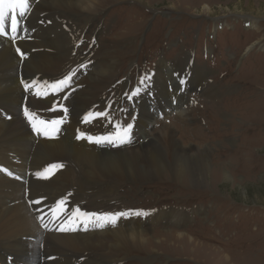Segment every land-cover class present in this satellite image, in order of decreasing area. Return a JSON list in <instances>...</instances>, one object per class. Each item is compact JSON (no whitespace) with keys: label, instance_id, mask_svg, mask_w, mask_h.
Wrapping results in <instances>:
<instances>
[{"label":"rangeland","instance_id":"rangeland-1","mask_svg":"<svg viewBox=\"0 0 264 264\" xmlns=\"http://www.w3.org/2000/svg\"><path fill=\"white\" fill-rule=\"evenodd\" d=\"M105 4L85 29L81 49L93 53L97 45L133 39L136 51L122 59L119 74L105 91L115 104L120 99L117 86L128 85L119 91L122 103L114 108L115 122L134 125L144 108V114L156 120H145L146 126L140 130L133 127L131 139L137 137V144H147L171 125L180 143L192 145V151L205 150L210 159L209 164L189 168L182 177L167 171L155 182L121 184L112 195L121 200L113 203H127L132 217L143 222L151 239L117 254L120 261L112 264H264V48H260L264 46V0H107ZM207 6L209 13L204 11ZM18 19L22 31L25 24ZM223 20L230 27L222 25ZM53 21L39 23L52 26ZM64 29L70 33L68 27ZM33 32H37L34 26ZM92 62L78 61L61 78L72 75L73 79L80 69L87 74L85 65ZM165 62L175 64V80L170 83L180 86L188 99L174 101V106L189 104L188 117L179 116L177 109L166 115L169 102L154 92L157 84L152 76ZM138 87L148 95L142 109L136 96L128 99ZM24 102L22 112L27 107L38 123V105L28 97ZM29 124L32 127V121ZM101 145L102 150L108 149L105 143ZM0 175L18 176L7 166H0ZM44 176L53 177L52 173ZM108 184L113 185L108 182L102 191L111 195ZM94 198L96 206L101 197L95 194ZM64 201L56 214H69ZM72 222L64 227L70 228ZM177 234L189 237L180 239ZM40 243L45 247V241ZM92 260L97 264L95 258L84 259L82 264H93Z\"/></svg>","mask_w":264,"mask_h":264},{"label":"bare ground","instance_id":"bare-ground-1","mask_svg":"<svg viewBox=\"0 0 264 264\" xmlns=\"http://www.w3.org/2000/svg\"><path fill=\"white\" fill-rule=\"evenodd\" d=\"M105 2L107 0H30V10L20 19L27 31L20 29L14 40L11 33L0 35V166H7L18 174L0 175V261H4L1 264H82L89 258H95L97 264L120 261L117 254L128 252L136 244L146 245L151 239L149 232L143 229V222L134 220L127 203H113L121 200L112 196L117 194L121 184L155 182L167 171L174 177H182L189 168L210 163L205 150L192 151V145L187 147L180 143L171 125L162 128L160 134H154L147 144L141 146L135 142L138 139L135 137L124 144L105 143L108 149L102 150L101 144L87 138L107 136L116 131L114 108L122 103L119 91L123 92L128 85L120 83L117 86V98L119 96L120 99H115V104L105 91L119 74L122 59L136 51L133 39L119 40L116 45H97L98 50L93 53L81 49L85 29L98 18L99 11L106 6ZM209 10L208 6L204 9L206 13ZM45 19L54 20L52 26L47 22L39 23ZM222 23L230 27L227 20ZM33 26L37 32H33ZM65 26L70 33L63 30ZM250 26L255 28L253 22ZM17 48L24 52V57L16 51ZM260 48L264 46L260 45ZM75 51L74 58L72 54ZM84 59L93 60L90 65H85L87 74L80 69L70 86L62 91L48 87L61 80L68 70L71 73L75 63ZM174 65L172 62L159 65L158 73L152 76L157 84L154 92L169 102L166 115L177 109L179 116L188 117L189 104L174 106V101L178 103L187 99L182 96L185 93L180 86L170 83L175 80ZM201 78L199 76L200 84H203ZM167 82L171 87L164 85ZM25 84H33L34 87L26 92ZM37 91L41 94L37 95ZM140 93L135 100L140 101L142 109L148 95L145 89ZM26 97L38 105L40 120L62 121L58 125H43L49 135L43 132L35 135L30 127L31 121L21 110ZM63 108H67V113ZM98 112L108 115L88 116ZM144 112L143 108L134 123L135 129L146 126L145 120H156ZM85 117H88L87 121ZM82 132L85 134L83 138L80 136ZM51 165L59 167L45 172ZM46 173H52L53 177L45 178ZM108 182L113 184H108L111 195L102 191ZM95 194L102 199L96 206ZM108 197H111V202ZM62 199L67 202L69 214L54 215V205ZM74 199L86 204L77 205ZM120 206L122 208L118 209ZM42 207H45L44 211L39 209ZM75 208L89 213L125 212L129 215L120 217L115 225L107 223L100 228L96 226L97 221L91 220L85 227V218L73 215ZM40 217L45 220L43 223ZM71 222L70 229L75 230H59ZM177 235L180 239L189 237ZM41 241H45V247H40ZM190 242L194 240L191 238ZM103 249L107 251L104 253ZM91 262L94 264L93 260Z\"/></svg>","mask_w":264,"mask_h":264},{"label":"snow or ice","instance_id":"snow-or-ice-1","mask_svg":"<svg viewBox=\"0 0 264 264\" xmlns=\"http://www.w3.org/2000/svg\"><path fill=\"white\" fill-rule=\"evenodd\" d=\"M30 0H0V35L8 36L9 35V29L12 34L11 38L14 40L16 39V34L20 30V24L18 17H25L28 11L30 10ZM24 31H27L26 28L23 29ZM16 51L20 54L21 57H24L25 54L21 49L17 48ZM145 79H148V77H145ZM145 79L141 80V84H144ZM72 81V75H66L63 79L56 81L54 84L48 86L51 87L53 91H62L64 88L69 87ZM26 89L34 87L33 84H25L24 85ZM47 86V85H46ZM141 89L138 87L135 89L134 92H132L130 95H128V99L132 100L133 97L137 96L140 93ZM37 95H40L41 93L37 91ZM67 98V97H65ZM63 111L67 113V108H63ZM24 115L32 121V127L35 129L37 133L43 132L44 135H49L46 127H41L46 124H53L58 125L62 123V121H50L46 122L43 120H40L38 123L36 122V119L34 117V114L31 113L28 108H24ZM102 116L107 117L106 112H98V113H89L88 116ZM10 119L11 117H6ZM85 120H88V117H85ZM116 131L112 132L111 134L107 136H101V137H91L88 136L87 138L89 140H94L98 144L102 143H109V144H124L131 141V135L134 125L132 123H128L126 125L116 122ZM81 138L85 136V134L82 132L80 133ZM59 167L57 165H51L49 169H45V172H48L50 169ZM4 171H7L6 169ZM11 175V173H9ZM36 175H42L41 173H37ZM36 203H40V201H37ZM65 204L64 200H61L56 205V208L53 209L54 215L56 214L58 209H62L63 205ZM136 215H146V213L136 212ZM73 215H79L85 218V227H87V222L91 220H95L98 223H96L97 227L103 228L105 224L110 223L112 225H115L117 220L120 217L129 215V213L125 212H118V213H89V212H82L80 209H77L76 212L73 213ZM41 223H43V217H40ZM44 227H47V224H44ZM60 231H69V230H75L74 228H65L61 227L59 229Z\"/></svg>","mask_w":264,"mask_h":264}]
</instances>
